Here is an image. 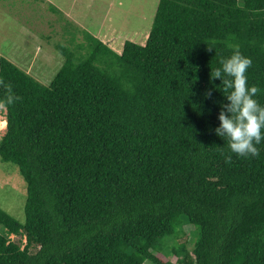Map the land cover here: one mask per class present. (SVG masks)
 <instances>
[{"label":"trees","instance_id":"16d2710c","mask_svg":"<svg viewBox=\"0 0 264 264\" xmlns=\"http://www.w3.org/2000/svg\"><path fill=\"white\" fill-rule=\"evenodd\" d=\"M85 39L56 45L49 85L0 58V100L20 98L0 158L27 184L24 221L0 207V264H264V143L246 159L214 134L210 77L238 46L264 105V0H160L146 44Z\"/></svg>","mask_w":264,"mask_h":264},{"label":"rangeland","instance_id":"374dc122","mask_svg":"<svg viewBox=\"0 0 264 264\" xmlns=\"http://www.w3.org/2000/svg\"><path fill=\"white\" fill-rule=\"evenodd\" d=\"M160 0H0V58L5 57L49 85L64 63L56 49L63 45L85 57L89 49L76 50L87 32L121 53L130 40L146 44ZM52 6L60 13L52 11ZM6 109L0 105V138L6 133ZM4 124L6 127H4ZM27 184L19 167L0 158V207L24 221ZM180 243L192 247V225L184 227ZM14 237V236H12ZM165 254V253H164ZM172 262L177 257H171Z\"/></svg>","mask_w":264,"mask_h":264},{"label":"clouds","instance_id":"9594fccd","mask_svg":"<svg viewBox=\"0 0 264 264\" xmlns=\"http://www.w3.org/2000/svg\"><path fill=\"white\" fill-rule=\"evenodd\" d=\"M252 59L234 46L232 54L219 60V67L211 70L212 80L219 79L226 93L227 103L222 105L218 115L219 125L214 134L228 142L231 153L238 157H258L257 147L264 143V105L256 99L261 91L256 85H249L246 73L252 66ZM0 81V85H2ZM6 94L0 100L2 106H12L20 98L13 92L11 85H4ZM209 98L211 93L205 94ZM231 159L230 157L228 158Z\"/></svg>","mask_w":264,"mask_h":264},{"label":"bare ground","instance_id":"6f19581e","mask_svg":"<svg viewBox=\"0 0 264 264\" xmlns=\"http://www.w3.org/2000/svg\"><path fill=\"white\" fill-rule=\"evenodd\" d=\"M4 127H6V125L4 124Z\"/></svg>","mask_w":264,"mask_h":264}]
</instances>
